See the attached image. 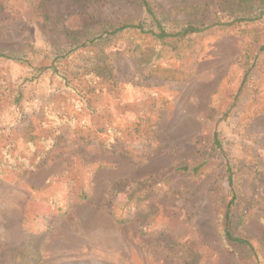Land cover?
I'll return each instance as SVG.
<instances>
[{
	"label": "rangeland",
	"instance_id": "374dc122",
	"mask_svg": "<svg viewBox=\"0 0 264 264\" xmlns=\"http://www.w3.org/2000/svg\"><path fill=\"white\" fill-rule=\"evenodd\" d=\"M152 1L168 22L264 8ZM135 20L136 0H0L20 58L0 57V264H264V13L181 56L136 30L90 40ZM229 177L230 230L257 257L223 235Z\"/></svg>",
	"mask_w": 264,
	"mask_h": 264
},
{
	"label": "trees",
	"instance_id": "16d2710c",
	"mask_svg": "<svg viewBox=\"0 0 264 264\" xmlns=\"http://www.w3.org/2000/svg\"><path fill=\"white\" fill-rule=\"evenodd\" d=\"M136 1L143 7L145 16L149 20L148 24H145V22L142 20L125 21L117 23L103 22L102 24H100L97 34L90 40H102L108 37L109 35H114L124 30H136L142 34L150 35L152 38L159 41L160 43L168 44L171 47V50H175L177 54L181 56L183 54L184 49L192 41V36L195 33H199L217 24H232L235 22H241L243 20H255L259 17V15L264 13V8H261L259 4L252 3L250 4L252 10L249 14L235 16L231 19V21L227 23H222L220 21L214 22L211 20L205 23V21L208 19H204L201 22L190 19L175 20L173 22H168L165 18L166 13L162 10L160 11V6L157 2L152 0ZM185 9L186 8H183V10ZM257 9H259V13H256L255 10ZM0 57L8 59H20L19 55L11 54L9 49H0ZM21 94L22 92L20 91V89L19 91L16 90V95H14L12 102L17 103L20 100ZM213 136L215 142L217 143V133H214ZM179 169L183 170L184 172H191L195 170V168L190 169L186 166H181L179 167ZM229 185L231 186V197L225 206V211L220 223L223 235L226 240L230 242H235L248 248L250 254L254 257H257V249L251 239L242 236H235L230 230V223L232 221V217L235 216V208L237 204H241V201L238 197L237 190L233 186L231 177H229ZM82 190L83 189L78 191V196L81 199H84L87 196V192Z\"/></svg>",
	"mask_w": 264,
	"mask_h": 264
}]
</instances>
